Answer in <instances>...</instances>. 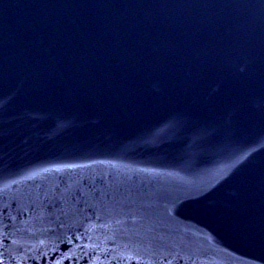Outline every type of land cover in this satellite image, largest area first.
<instances>
[{
  "label": "water",
  "instance_id": "1",
  "mask_svg": "<svg viewBox=\"0 0 264 264\" xmlns=\"http://www.w3.org/2000/svg\"><path fill=\"white\" fill-rule=\"evenodd\" d=\"M0 264H264V0H0Z\"/></svg>",
  "mask_w": 264,
  "mask_h": 264
}]
</instances>
